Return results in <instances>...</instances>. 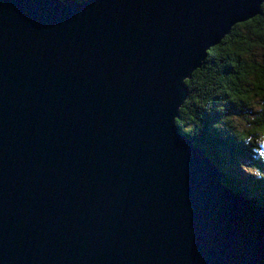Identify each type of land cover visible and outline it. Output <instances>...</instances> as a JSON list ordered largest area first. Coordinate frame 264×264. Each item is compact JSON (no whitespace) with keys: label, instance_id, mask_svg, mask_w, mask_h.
Wrapping results in <instances>:
<instances>
[{"label":"water","instance_id":"water-1","mask_svg":"<svg viewBox=\"0 0 264 264\" xmlns=\"http://www.w3.org/2000/svg\"><path fill=\"white\" fill-rule=\"evenodd\" d=\"M263 3L0 0V264H264V207L175 122Z\"/></svg>","mask_w":264,"mask_h":264},{"label":"trees","instance_id":"trees-1","mask_svg":"<svg viewBox=\"0 0 264 264\" xmlns=\"http://www.w3.org/2000/svg\"><path fill=\"white\" fill-rule=\"evenodd\" d=\"M185 83L179 131L206 153L227 185L264 207V3L260 14L235 24L208 50ZM242 166L246 171L237 170Z\"/></svg>","mask_w":264,"mask_h":264},{"label":"rangeland","instance_id":"rangeland-1","mask_svg":"<svg viewBox=\"0 0 264 264\" xmlns=\"http://www.w3.org/2000/svg\"><path fill=\"white\" fill-rule=\"evenodd\" d=\"M243 165H245V164H243ZM245 168H246V167H244V166H242V167H239V168L237 167V170H238V171H240V170H241V171H243V172H244V171H246V169H245ZM247 169H248V168H247ZM237 170L235 169L234 173H235V172L237 173Z\"/></svg>","mask_w":264,"mask_h":264},{"label":"bare ground","instance_id":"bare-ground-1","mask_svg":"<svg viewBox=\"0 0 264 264\" xmlns=\"http://www.w3.org/2000/svg\"><path fill=\"white\" fill-rule=\"evenodd\" d=\"M215 48V47H214Z\"/></svg>","mask_w":264,"mask_h":264}]
</instances>
